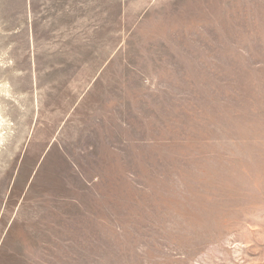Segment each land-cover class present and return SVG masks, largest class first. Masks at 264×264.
<instances>
[{"label":"rangeland","instance_id":"1","mask_svg":"<svg viewBox=\"0 0 264 264\" xmlns=\"http://www.w3.org/2000/svg\"><path fill=\"white\" fill-rule=\"evenodd\" d=\"M0 264H264V0H0Z\"/></svg>","mask_w":264,"mask_h":264}]
</instances>
